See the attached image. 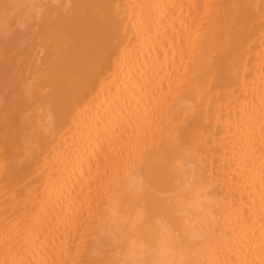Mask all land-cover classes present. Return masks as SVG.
Wrapping results in <instances>:
<instances>
[{"label":"bare ground","instance_id":"bare-ground-1","mask_svg":"<svg viewBox=\"0 0 264 264\" xmlns=\"http://www.w3.org/2000/svg\"><path fill=\"white\" fill-rule=\"evenodd\" d=\"M0 264H264V0H0Z\"/></svg>","mask_w":264,"mask_h":264}]
</instances>
